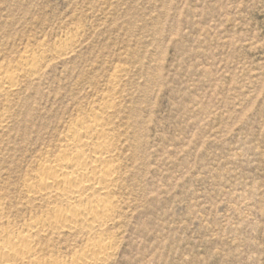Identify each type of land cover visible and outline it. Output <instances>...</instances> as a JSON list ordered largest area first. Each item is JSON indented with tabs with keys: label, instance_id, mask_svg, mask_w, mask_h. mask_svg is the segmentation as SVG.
<instances>
[{
	"label": "rangeland",
	"instance_id": "1",
	"mask_svg": "<svg viewBox=\"0 0 264 264\" xmlns=\"http://www.w3.org/2000/svg\"><path fill=\"white\" fill-rule=\"evenodd\" d=\"M8 75L2 227L67 205L29 194L64 134L96 115L117 175L102 264H264V0H0ZM44 233L42 262L87 243Z\"/></svg>",
	"mask_w": 264,
	"mask_h": 264
},
{
	"label": "bare ground",
	"instance_id": "2",
	"mask_svg": "<svg viewBox=\"0 0 264 264\" xmlns=\"http://www.w3.org/2000/svg\"><path fill=\"white\" fill-rule=\"evenodd\" d=\"M36 59V55L25 53L20 62L28 64L29 60ZM35 67L33 63L28 65L30 71ZM5 84L8 87L13 84L9 75L0 76V86ZM77 125L64 134L66 142L61 144L54 161L43 163L37 174L41 185L29 194L67 205L56 207L50 217L34 219L21 233L6 229L1 223L0 264H100L109 256L114 242L101 235L114 211L109 198L117 176L116 167L106 158L111 142L98 116L93 115L88 125L82 121ZM46 230L84 233L86 246L70 261L50 259L42 262L38 256L43 251L40 253L37 245L38 238Z\"/></svg>",
	"mask_w": 264,
	"mask_h": 264
}]
</instances>
